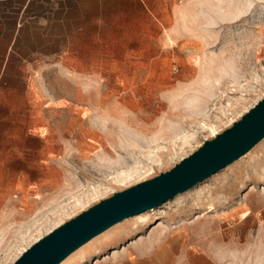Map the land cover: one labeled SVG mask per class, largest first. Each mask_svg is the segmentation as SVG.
<instances>
[{"label":"rangeland","instance_id":"374dc122","mask_svg":"<svg viewBox=\"0 0 264 264\" xmlns=\"http://www.w3.org/2000/svg\"><path fill=\"white\" fill-rule=\"evenodd\" d=\"M89 1L103 29L131 30L127 0ZM181 3L124 37L0 40V264L170 170L263 98L264 0ZM59 264H264V138Z\"/></svg>","mask_w":264,"mask_h":264},{"label":"water","instance_id":"95a60500","mask_svg":"<svg viewBox=\"0 0 264 264\" xmlns=\"http://www.w3.org/2000/svg\"><path fill=\"white\" fill-rule=\"evenodd\" d=\"M264 138V96L229 128L170 170L137 183L50 230L13 264H59L124 219L155 209L238 160Z\"/></svg>","mask_w":264,"mask_h":264},{"label":"crops","instance_id":"0c3cea01","mask_svg":"<svg viewBox=\"0 0 264 264\" xmlns=\"http://www.w3.org/2000/svg\"><path fill=\"white\" fill-rule=\"evenodd\" d=\"M125 3V0H123ZM131 8V30H124L121 27L103 29L101 19L92 18L93 7L89 0H40V11L37 10L39 4H34V0H0V40H14L21 36L23 32L40 33L41 38H91V37H124L116 32L132 31L140 32L142 24L151 25L153 23H167L172 21L169 17L174 16L176 7L182 5L181 0H127ZM124 7V4L116 5ZM101 4L98 6V13ZM21 9V10H20ZM20 10V12H19ZM105 14H118V11H104ZM161 16L160 19L157 16ZM119 20L106 23L119 24ZM121 22L120 24H123ZM113 34L93 35V32ZM51 33V34H50ZM1 47L7 45L0 44ZM9 51V48L6 52ZM165 250L160 249L156 258H164Z\"/></svg>","mask_w":264,"mask_h":264},{"label":"bare ground","instance_id":"6f19581e","mask_svg":"<svg viewBox=\"0 0 264 264\" xmlns=\"http://www.w3.org/2000/svg\"><path fill=\"white\" fill-rule=\"evenodd\" d=\"M125 104V103H124ZM87 132V131H86ZM89 134V133H88ZM85 136V135H84ZM77 139V138H76ZM101 139V138H100ZM99 144V143H98ZM100 146V145H99ZM82 148V147H81ZM126 235H128V233L126 234ZM126 235H120L119 237L121 238L122 236H126ZM123 251H125V249H123ZM112 255H114V254H112Z\"/></svg>","mask_w":264,"mask_h":264}]
</instances>
